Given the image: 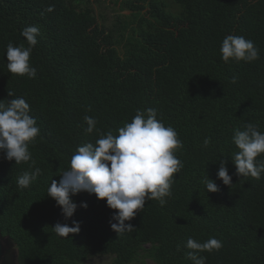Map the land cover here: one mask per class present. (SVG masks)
<instances>
[{
	"label": "trees",
	"instance_id": "1",
	"mask_svg": "<svg viewBox=\"0 0 264 264\" xmlns=\"http://www.w3.org/2000/svg\"><path fill=\"white\" fill-rule=\"evenodd\" d=\"M171 2L117 1L129 13L118 20L133 22L107 27L90 0H0V100L11 99L8 91L24 98L40 128L29 150L42 174L28 188L17 180L34 170L31 162L15 165L0 153V235L15 245L17 264H85L93 257L192 264L189 237L222 241L220 250L198 253L206 264H264V174L239 177L232 162L235 130L253 123L264 132V0ZM27 26L39 28L30 57L34 79L7 69L8 44L28 47L21 36ZM228 35L252 40L260 58L224 62L220 48ZM148 108L183 144L175 153L183 168L166 204L146 201L130 221L135 229L118 235L110 226L115 210L82 192L72 197L77 210L65 220L47 196L52 179L69 169L79 146L109 130L117 135ZM85 116L97 121L92 133ZM221 161L230 187L217 178ZM207 177L216 193L207 192ZM73 220L78 234L63 238L52 230Z\"/></svg>",
	"mask_w": 264,
	"mask_h": 264
},
{
	"label": "clouds",
	"instance_id": "2",
	"mask_svg": "<svg viewBox=\"0 0 264 264\" xmlns=\"http://www.w3.org/2000/svg\"><path fill=\"white\" fill-rule=\"evenodd\" d=\"M54 8L50 6L47 11ZM39 28L27 26L21 31L28 47L13 46L9 43L6 50L8 72L16 76H27L34 79L37 70L30 64L33 48L38 43ZM259 48L252 40L239 35L226 36L221 44V59L224 62L251 63L260 58ZM233 83L236 78L233 77ZM10 100H0V153L15 165L30 163L31 172H24L18 177V186L28 188L42 174L36 167L35 160L29 150L40 135L36 119L30 115V105L22 97H14L8 91ZM86 132L92 133L97 121L85 116ZM114 135L111 130L100 133L95 144L87 143L79 146L71 157L70 167L60 175L59 181L52 179L47 190V196L55 200L61 209L65 220L73 217L77 204L72 197L87 192L94 194L98 200L105 201L107 207L114 211L110 226L118 235L131 232L135 227L130 223L138 212L143 211L146 201L157 200L163 207L167 197H171L174 174L183 168V163L177 158L176 151L183 147L178 134L171 126H165L157 119L153 108L137 110L131 122L125 123ZM210 139L204 140L207 147ZM232 142L238 149L233 154L232 162L239 177L251 176L260 179L264 174V162L257 158L264 155V132L253 123H247L243 130H235ZM217 178L225 186L232 185L226 162L221 161ZM208 193H216L219 189L216 183L208 177L205 181ZM81 207H87L82 204ZM52 230L59 237L69 238L78 234L80 225L72 221L57 223ZM186 247L190 249L187 258L192 264H206V257L200 252L218 251L223 247L221 240L210 238L200 242L188 238Z\"/></svg>",
	"mask_w": 264,
	"mask_h": 264
},
{
	"label": "rangeland",
	"instance_id": "3",
	"mask_svg": "<svg viewBox=\"0 0 264 264\" xmlns=\"http://www.w3.org/2000/svg\"><path fill=\"white\" fill-rule=\"evenodd\" d=\"M117 1L120 0H90V3L98 17L99 23L104 24L107 27H112L114 24L120 22L122 27H128L133 21L130 19H122L118 20V16H128V12H120L119 11V3ZM136 1V0H130ZM165 3H172L171 0H164ZM16 250L15 248L12 249ZM17 252V251H16ZM85 264H113L112 258L110 257H93L87 260ZM144 264H154L150 260H146Z\"/></svg>",
	"mask_w": 264,
	"mask_h": 264
},
{
	"label": "water",
	"instance_id": "4",
	"mask_svg": "<svg viewBox=\"0 0 264 264\" xmlns=\"http://www.w3.org/2000/svg\"><path fill=\"white\" fill-rule=\"evenodd\" d=\"M15 248L13 242L0 235V264H4L6 261L8 264H17V252L12 249Z\"/></svg>",
	"mask_w": 264,
	"mask_h": 264
},
{
	"label": "flooded vegetation",
	"instance_id": "5",
	"mask_svg": "<svg viewBox=\"0 0 264 264\" xmlns=\"http://www.w3.org/2000/svg\"><path fill=\"white\" fill-rule=\"evenodd\" d=\"M4 264H8V262L6 261Z\"/></svg>",
	"mask_w": 264,
	"mask_h": 264
}]
</instances>
